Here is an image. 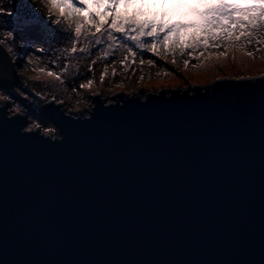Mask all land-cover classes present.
I'll return each mask as SVG.
<instances>
[{
    "label": "water",
    "instance_id": "1",
    "mask_svg": "<svg viewBox=\"0 0 264 264\" xmlns=\"http://www.w3.org/2000/svg\"><path fill=\"white\" fill-rule=\"evenodd\" d=\"M112 101L49 99L45 134L0 99V264H264V75Z\"/></svg>",
    "mask_w": 264,
    "mask_h": 264
},
{
    "label": "rangeland",
    "instance_id": "2",
    "mask_svg": "<svg viewBox=\"0 0 264 264\" xmlns=\"http://www.w3.org/2000/svg\"><path fill=\"white\" fill-rule=\"evenodd\" d=\"M12 1L0 0V45L13 62L19 82L9 90L0 87V99L9 103L11 113L27 116L26 129L39 128L45 134H57V129L39 114L41 106L49 99L62 103L67 111H88L93 105L94 94L111 103L118 92L139 94L144 98L149 91L172 85L186 87L207 84L225 76L264 75V28L254 33L251 42L242 38L227 47L226 55H220L225 51V46H221L210 48L205 56L196 59L202 49L196 53L186 50L184 54H180L179 49L174 54H165L161 50V55L156 56L116 33L113 34L115 40L109 41L105 32L100 37L103 42L97 45L91 36L95 29L89 25V31H82L81 42L77 45L78 48L87 47L89 51L72 54L66 39L69 22L60 15L66 9H51L49 18L47 0H31L30 3L24 0L28 6L39 5L43 14H37L31 22H23L10 16ZM231 2L242 3V0ZM74 3L85 8L82 16L103 13L106 7L104 0H74ZM214 3L215 0H132L127 7L121 4L117 11L129 17L135 15L140 21L184 25L198 20L196 12H202ZM80 16L78 13L70 25L73 37L75 20ZM55 19L60 20L59 25L51 23ZM10 32L15 36H10ZM57 33L61 37L59 40ZM150 39L143 38L145 42H150ZM39 48L45 51H38ZM129 50L136 53L134 58L129 55ZM249 52L251 56L247 54ZM149 59L152 64H148ZM185 60L189 62L188 67H185ZM105 69L107 74L101 82L100 76ZM49 71L59 75L60 79L49 77L46 74ZM88 80L93 81V86L80 88V84ZM34 123L41 124V127H32Z\"/></svg>",
    "mask_w": 264,
    "mask_h": 264
},
{
    "label": "snow or ice",
    "instance_id": "3",
    "mask_svg": "<svg viewBox=\"0 0 264 264\" xmlns=\"http://www.w3.org/2000/svg\"><path fill=\"white\" fill-rule=\"evenodd\" d=\"M27 2L30 3L31 0H27ZM104 3L106 7L103 13H89L88 16H82L85 8L77 6L74 0H47L49 18L51 17V9L67 10L66 12L61 11L60 15L64 16L69 22L66 39L69 42L72 54L89 51L87 47H77L81 42L82 31H89V25L95 29L91 32V36L97 45L103 42L100 37L105 32L108 33L107 39L109 41L115 40L113 34L116 33L122 34L138 48H146L147 51L156 56L161 55V50L165 54H174L179 49L180 54H184L186 50L196 53L202 49V51H199V56L195 57L196 59L205 56L210 48L221 46H225V51H222L220 55H226L227 47L241 41L242 38L251 42L254 33L264 28V0H242V3H233L231 0H215V3L211 4L206 10L196 12L198 20L184 25H165L163 23L158 24L155 21H140L136 19L135 15L129 17L117 11L121 4L127 7L132 3V0H104ZM97 6L99 7L100 4L98 3ZM30 11L33 16H36L35 9H30ZM78 13L81 16L75 20L76 26L73 37L70 25ZM109 14H111L110 20ZM10 15H16L15 11ZM51 23L59 25L60 20L55 19ZM52 31L55 33L56 29L53 28ZM9 35L14 37L15 33L10 32ZM144 37L151 38L150 42H145ZM173 37H177V39H173ZM60 38V34L57 33V39ZM84 39L87 42V37ZM109 47H111V44H109ZM38 51L43 52L45 49L39 48ZM247 54L252 55L251 52ZM107 55L106 52L105 56ZM129 55L134 58L136 53L129 50ZM147 62L148 64L153 63L150 59ZM141 63H144V61L142 60ZM188 63V60H185V67H188ZM46 74L49 77L55 76L57 80L60 79V76L54 72L49 71ZM106 74L107 69L100 76L101 82L104 81ZM92 86V80L80 84V88L85 89H90ZM32 127H41V124L34 123ZM48 131H51V129Z\"/></svg>",
    "mask_w": 264,
    "mask_h": 264
},
{
    "label": "bare ground",
    "instance_id": "4",
    "mask_svg": "<svg viewBox=\"0 0 264 264\" xmlns=\"http://www.w3.org/2000/svg\"><path fill=\"white\" fill-rule=\"evenodd\" d=\"M30 8L31 9H35V12L39 15V16H42V14H43V12H42V10L40 9V7H39V5H37V4H32L31 6H30ZM23 21H26V20H24V19H22ZM33 21V20H32ZM26 22H31V21H26Z\"/></svg>",
    "mask_w": 264,
    "mask_h": 264
},
{
    "label": "trees",
    "instance_id": "5",
    "mask_svg": "<svg viewBox=\"0 0 264 264\" xmlns=\"http://www.w3.org/2000/svg\"><path fill=\"white\" fill-rule=\"evenodd\" d=\"M15 20H21V21H22V19H19V18H17V17H16V19H15ZM23 22H24V21H23ZM47 34H48V33H47ZM48 37H50V36H48ZM50 38H51V37H50Z\"/></svg>",
    "mask_w": 264,
    "mask_h": 264
}]
</instances>
